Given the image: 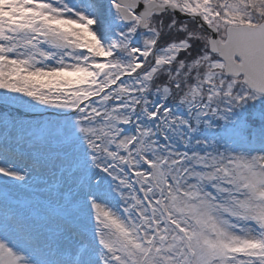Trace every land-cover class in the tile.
I'll use <instances>...</instances> for the list:
<instances>
[{
    "label": "snow or ice",
    "instance_id": "obj_1",
    "mask_svg": "<svg viewBox=\"0 0 264 264\" xmlns=\"http://www.w3.org/2000/svg\"><path fill=\"white\" fill-rule=\"evenodd\" d=\"M0 264H264V0H0Z\"/></svg>",
    "mask_w": 264,
    "mask_h": 264
}]
</instances>
